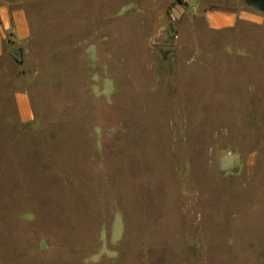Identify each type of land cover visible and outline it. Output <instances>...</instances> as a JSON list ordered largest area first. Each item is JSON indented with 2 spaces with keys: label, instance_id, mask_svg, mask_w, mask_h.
Listing matches in <instances>:
<instances>
[{
  "label": "rangeland",
  "instance_id": "374dc122",
  "mask_svg": "<svg viewBox=\"0 0 264 264\" xmlns=\"http://www.w3.org/2000/svg\"><path fill=\"white\" fill-rule=\"evenodd\" d=\"M0 264H264V12L0 0Z\"/></svg>",
  "mask_w": 264,
  "mask_h": 264
},
{
  "label": "crops",
  "instance_id": "0c3cea01",
  "mask_svg": "<svg viewBox=\"0 0 264 264\" xmlns=\"http://www.w3.org/2000/svg\"><path fill=\"white\" fill-rule=\"evenodd\" d=\"M243 14L244 13H241L239 15L236 12L215 11L209 14V23L214 29L228 28L233 26L237 19H242ZM1 19L5 31L12 29L18 39L23 40L27 38L29 34V26L24 14L18 11L10 13L9 10L5 8L1 14ZM17 101L20 108L22 104L25 105L27 103L28 110L27 108L25 109V107L23 110L21 109L23 113L22 115L25 117L24 119H27L31 112L28 98L25 94L20 93L17 95Z\"/></svg>",
  "mask_w": 264,
  "mask_h": 264
},
{
  "label": "water",
  "instance_id": "95a60500",
  "mask_svg": "<svg viewBox=\"0 0 264 264\" xmlns=\"http://www.w3.org/2000/svg\"><path fill=\"white\" fill-rule=\"evenodd\" d=\"M264 2V0H261ZM256 10L263 11L260 8H255ZM155 48L162 54L164 59H167L170 54H173L177 51L178 47L176 45H171V44H158L155 46ZM11 56L14 58V60L17 63H21L23 58H22V50L21 49H16L15 51L10 53Z\"/></svg>",
  "mask_w": 264,
  "mask_h": 264
},
{
  "label": "flooded vegetation",
  "instance_id": "af4514ba",
  "mask_svg": "<svg viewBox=\"0 0 264 264\" xmlns=\"http://www.w3.org/2000/svg\"><path fill=\"white\" fill-rule=\"evenodd\" d=\"M245 2L251 8H260V9L264 10V2L261 0H245ZM13 51H15V50H13ZM13 51H11V52H13Z\"/></svg>",
  "mask_w": 264,
  "mask_h": 264
}]
</instances>
